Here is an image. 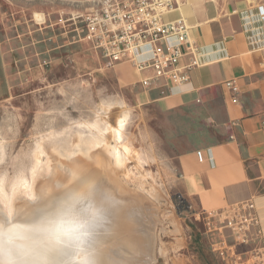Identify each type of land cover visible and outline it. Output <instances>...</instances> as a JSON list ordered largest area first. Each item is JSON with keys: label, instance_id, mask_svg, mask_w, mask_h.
<instances>
[{"label": "rangeland", "instance_id": "rangeland-1", "mask_svg": "<svg viewBox=\"0 0 264 264\" xmlns=\"http://www.w3.org/2000/svg\"><path fill=\"white\" fill-rule=\"evenodd\" d=\"M89 6L88 0H0V188L13 203L8 227L23 230L69 173L73 183L66 186L73 187L96 175L116 200H127L122 219L134 226L102 237L105 264H217L213 234L220 225L230 231L228 221L204 219L176 188V155L198 144L188 139L196 134H182L154 105L135 104L84 39L80 15ZM97 139L88 155L79 154L85 141ZM124 146L129 151L119 165L114 154ZM8 255L18 258L14 248Z\"/></svg>", "mask_w": 264, "mask_h": 264}, {"label": "crops", "instance_id": "crops-1", "mask_svg": "<svg viewBox=\"0 0 264 264\" xmlns=\"http://www.w3.org/2000/svg\"><path fill=\"white\" fill-rule=\"evenodd\" d=\"M181 15L199 47L188 83L176 88L153 81L146 87L141 80L152 71L138 72L128 61L112 69L135 104L154 105L182 134H196L188 139L198 144L176 155V188L194 210L204 219L240 221L239 205L255 202L260 231L250 229L243 240L217 226L216 263L264 264V0H186L165 18ZM190 61L191 55L182 59ZM230 79L241 89L237 101L225 86Z\"/></svg>", "mask_w": 264, "mask_h": 264}, {"label": "built area", "instance_id": "built-area-1", "mask_svg": "<svg viewBox=\"0 0 264 264\" xmlns=\"http://www.w3.org/2000/svg\"><path fill=\"white\" fill-rule=\"evenodd\" d=\"M88 1L90 6L80 15L85 23L84 39L101 53L108 68L128 61L138 72L150 70L152 75L141 80L146 87L153 81H164L177 88L190 81V70L199 64V47L190 33L192 25L183 15L172 20L165 18L180 10L186 0ZM145 53L150 55L141 57ZM186 55H191V61L183 64ZM225 86L232 92L233 101H237L239 84L230 79ZM239 207L240 221H226L235 235L246 240L250 229L260 231V217L254 201Z\"/></svg>", "mask_w": 264, "mask_h": 264}, {"label": "clouds", "instance_id": "clouds-1", "mask_svg": "<svg viewBox=\"0 0 264 264\" xmlns=\"http://www.w3.org/2000/svg\"><path fill=\"white\" fill-rule=\"evenodd\" d=\"M67 182L55 186L56 195L41 208L29 231L47 252H62L69 258L62 264H100L97 246L102 235L111 232L112 209L116 196L111 188L98 180L81 177L76 186L71 173ZM9 234V242L24 240ZM21 247H25L21 245ZM0 264H43V262L3 259Z\"/></svg>", "mask_w": 264, "mask_h": 264}, {"label": "bare ground", "instance_id": "bare-ground-1", "mask_svg": "<svg viewBox=\"0 0 264 264\" xmlns=\"http://www.w3.org/2000/svg\"><path fill=\"white\" fill-rule=\"evenodd\" d=\"M124 125H125V119H121L120 118L118 126L114 128V132H115V134H116V136L118 138H120L121 135H122L121 131H122V128L124 127ZM100 142H102V139H97V141H93V143H90L89 141H87V142L85 141L83 144L81 143L82 144L81 146L78 144L80 146V150H79L80 153L79 154H81V151H82L83 154L88 155L90 149L92 148V146L94 147L95 145L99 144ZM117 150H118V148H117ZM128 151H129L128 147L124 146L123 149H121V150L119 149L117 151L116 156L114 154V157H116V163L117 164L123 165V163L125 162V159H126V153H128ZM76 152H77V146L73 150L72 154L75 155ZM81 158H80V160H81ZM81 163H82V161H81ZM89 163H90V161H89ZM95 177L98 178V181H101V179L99 180L98 176L95 175ZM1 186H2V184H0V187ZM21 186H23V185H21ZM42 186H44V185H42ZM25 187H27V186L21 187V189L25 188ZM45 189H47V188H45ZM6 194H7V191H1V188H0V258L8 259V256H9L8 254L11 252V248H14L15 251H17V253H18V258L16 259L18 261H20V260H28V261L43 262V264H62L63 261L67 260L69 257L66 254L62 253V252H47V251H44L42 246L39 243L38 238L35 237L29 231L31 225L37 219L41 208L39 209L38 213H37V211H35V213L32 215L33 217L31 219H29L28 222L26 220V222L23 224V226H24L23 230L16 231L15 230L16 226L15 227H12V226L8 227L9 223H13L12 222V219H13L12 216H13V212L14 211L11 209V207L13 206L12 201H7L6 200L7 199V195ZM30 194L32 196H34L33 195V191ZM18 195H20V193H18ZM126 203H127V200L126 201L125 200H116L115 201V207L112 209V212H111V215H112L111 232L118 233V232L122 231L124 227H125V229H128L129 231H131L133 229L134 226L129 225V223L125 222L122 219V217H123L122 216V212H124L123 211L125 209L124 205ZM22 204L24 205V203H22ZM22 204L20 205L21 209H23V205ZM46 204H48V201H46ZM9 234H17V235L23 236L25 239L24 240L12 241V247L7 249L6 248V240H5V238L7 239ZM102 237H104V235H102L100 237V240H99V243H98V246H97V249H98L97 258L99 259L100 264H105V258H106L105 252L107 250L105 251V246H104L105 243L103 244V239L104 238H102ZM114 238H116V236ZM121 238H122V235H121ZM109 240H111V238ZM21 245H24L25 247H21ZM134 245H135V243H134Z\"/></svg>", "mask_w": 264, "mask_h": 264}]
</instances>
